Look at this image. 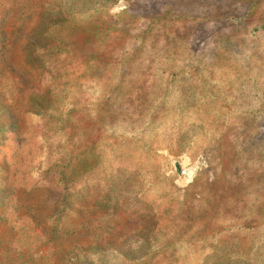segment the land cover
Segmentation results:
<instances>
[{
	"label": "rangeland",
	"instance_id": "rangeland-1",
	"mask_svg": "<svg viewBox=\"0 0 264 264\" xmlns=\"http://www.w3.org/2000/svg\"><path fill=\"white\" fill-rule=\"evenodd\" d=\"M0 264H264V0H0Z\"/></svg>",
	"mask_w": 264,
	"mask_h": 264
}]
</instances>
